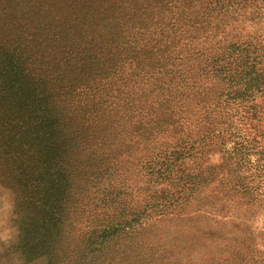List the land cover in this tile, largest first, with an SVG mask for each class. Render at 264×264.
<instances>
[{
  "label": "rangeland",
  "instance_id": "obj_1",
  "mask_svg": "<svg viewBox=\"0 0 264 264\" xmlns=\"http://www.w3.org/2000/svg\"><path fill=\"white\" fill-rule=\"evenodd\" d=\"M73 1L0 0V43L4 41L15 49L16 56L25 58L26 62L31 54L32 61L38 58V65L46 67L41 79L49 81L58 76L62 79L70 68L83 70L82 58L96 55L89 51L91 35L98 38L100 45L113 32L122 35L126 27L132 35L131 28L143 23L133 20L130 26V13L137 8L141 11L163 6L159 3L161 0ZM223 1L232 11L236 10L229 13V18H235L246 33L252 21L248 20L252 18L249 10L257 9L259 0ZM259 13L263 15L256 16L254 27L264 31V10ZM14 65L7 67L12 69ZM256 69L264 75V56ZM123 72V78L128 80V64ZM122 82L110 81L106 87L113 90ZM204 82V94L212 89L207 97L216 98L213 89L217 90V80L210 83V79L204 78ZM261 91L242 100L222 103L208 117V123H201L202 104L192 102L183 122L190 129H184L179 136L171 129L161 135L170 147L169 154L180 137L190 134L193 139L201 138L193 147L176 154L177 168L184 176L180 172L165 171L161 154L164 148L146 149L143 144H135L136 139L128 147L125 144L126 147L107 153L106 157L102 155L93 161L80 158L81 149L76 147V152H72L71 146H67L68 140L80 134L81 123L89 133L98 126L96 133L101 126L93 121L94 110L106 109L109 102L100 104L97 99L89 98L69 106L64 111L65 117L72 121L69 128L63 132L56 123L59 127L53 131V137L65 143L38 158L41 172L34 174L30 166L14 179L15 172L10 170L14 162L3 160L0 152V264H46L44 257L28 260L27 255L21 256L17 245L21 227L15 223L16 214L28 212L32 205L24 204L21 199L31 196L34 202L45 203L47 209L60 214L58 226L64 230L61 240L66 243L63 258L69 259V264H264V93ZM106 94L108 91L101 98L103 102L108 99ZM247 111L251 117L255 114L249 121L259 123L256 129H261V133L257 136L252 124L242 122ZM204 125L213 131L205 139V128H201ZM241 141L244 148L235 154ZM29 146L34 152L44 147L31 143ZM23 163L21 159L16 160L18 172L25 169L20 168ZM187 176L194 179L196 189L187 183ZM20 183L22 189L18 187ZM212 205L220 206L217 211L228 216L220 218L221 222L206 221L198 209L206 206L211 213L214 212ZM163 209H173V215L160 217ZM128 213L133 216L140 213L139 220L131 222ZM125 216V232L115 237L123 239L114 238L113 245L101 244L102 256L98 260L82 256L89 233L111 222H120ZM52 224L50 219L49 225ZM44 239L49 245L57 241L52 234Z\"/></svg>",
  "mask_w": 264,
  "mask_h": 264
},
{
  "label": "trees",
  "instance_id": "obj_2",
  "mask_svg": "<svg viewBox=\"0 0 264 264\" xmlns=\"http://www.w3.org/2000/svg\"><path fill=\"white\" fill-rule=\"evenodd\" d=\"M159 3L163 4L162 8L146 7L141 11L137 8L130 13V26L133 20L139 19L143 23L131 28L134 30L132 35L128 34L126 27L120 36L115 32L109 34V40L101 45L98 38L91 35L89 51L96 55L89 54L82 58V67L86 70L67 69L62 79L59 76L49 81L41 79L46 67L38 65V58L32 61V54L27 55L26 62L25 58L16 56L15 49L8 47L4 41L0 43V152L3 160L14 162L10 167L15 172L14 179L17 173L22 174L30 166H33L34 174L42 171L38 158L47 155L46 152L56 145L65 143L59 137H53V131L59 125L65 132L72 122L65 117L64 111L82 100L89 101L90 98L97 99L100 104L109 103L106 109L94 110L96 117L91 120L101 126L96 133L98 126L89 133L85 124L81 123L80 134L68 140L67 146H71L72 152H76V147L81 149L80 158L87 157L93 161L102 155L106 157L107 153L128 147L136 139L135 144H143L146 149L164 148L161 154L164 156L165 171L180 172L184 176L177 168L179 159L176 154L193 147L201 138L193 139L186 134V137L178 139L169 154L170 147L162 141L161 135L171 129L179 136L184 129H190L189 126L184 127L183 122L187 120L184 114L193 105L191 103L202 104L200 107L204 118L201 123H208V117L222 103L242 100L261 89L264 93V75L256 69L258 61L264 56V31L261 27H254L256 16L263 15L259 11L264 10V0L257 1V9L249 10L252 18L248 20L252 21L246 33L239 28L235 18H229V13L236 10L232 11V7H228L229 4L223 0H161ZM71 13L75 15V12ZM55 60L57 58L54 57ZM8 64L10 67L14 65V68L7 67ZM127 64L130 70L128 80L123 78ZM67 74L70 77H65ZM204 78L210 79V83L217 80V90L213 89L216 98L207 97L212 89L204 94ZM120 80L123 82L119 88L107 89L106 84L110 81L117 83ZM106 91L114 94L110 98L106 94L108 99L103 102L101 98ZM145 91L147 94H143ZM254 116L248 115L247 111L242 116V122L251 125L249 119ZM256 124H259L257 120L252 124L254 136L261 133V129H256L259 126ZM208 125L211 127L213 124ZM208 125L201 126L205 128L203 139L213 132L207 128ZM23 135L28 138H23ZM30 143L44 147L34 152ZM243 148L244 142L241 141L234 153L239 154ZM17 159L24 162L20 165L21 169L25 167L22 172H18L17 164L15 167ZM193 180L187 176V183L196 189ZM18 187L22 189L21 183ZM21 201L32 205L28 212L16 214L15 223L21 227L20 242L17 244L21 256L27 255L28 260L44 257L46 264H69L70 260L63 258L66 243L61 240L64 230L58 226L60 214L47 209L45 203L39 205L34 202L32 196ZM212 209L214 212L210 213L206 206H200L198 213H202L200 215L206 221L216 219L221 222L220 218L228 216L217 211L220 206L212 205ZM172 210L163 209L159 216H172ZM128 214L131 222L139 220L140 213L134 216ZM50 219L52 225H49ZM125 219L126 216L120 222H111L99 231L89 233L82 256L98 260L102 256L99 246L104 242L113 245L114 238L125 232ZM49 234L57 239L51 245L44 239Z\"/></svg>",
  "mask_w": 264,
  "mask_h": 264
}]
</instances>
